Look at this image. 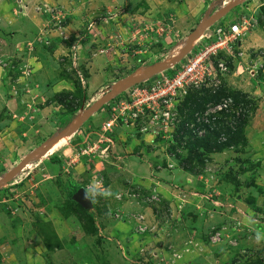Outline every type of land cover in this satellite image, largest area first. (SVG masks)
I'll use <instances>...</instances> for the list:
<instances>
[{
	"label": "rangeland",
	"instance_id": "1",
	"mask_svg": "<svg viewBox=\"0 0 264 264\" xmlns=\"http://www.w3.org/2000/svg\"><path fill=\"white\" fill-rule=\"evenodd\" d=\"M74 1L77 15L71 4L34 8L48 35L30 30L16 49L0 36V264H264V0ZM231 24L240 41L203 55ZM35 52L46 56L37 84ZM198 56L201 81L175 95L167 121L125 107ZM218 92L202 115L182 106ZM215 122L241 126L240 139L190 161ZM92 183L113 194L81 206L89 233L68 193ZM40 223L60 247H46Z\"/></svg>",
	"mask_w": 264,
	"mask_h": 264
},
{
	"label": "built area",
	"instance_id": "2",
	"mask_svg": "<svg viewBox=\"0 0 264 264\" xmlns=\"http://www.w3.org/2000/svg\"><path fill=\"white\" fill-rule=\"evenodd\" d=\"M60 17L62 16L56 18L58 22H52L51 30H58L62 28V26H60L62 18ZM242 31L243 28L236 24H231L226 28L224 26L215 28L213 33L214 43L210 47L208 46L205 48L203 55L207 53L217 55L220 50H230L234 44L240 41ZM59 36H62V32ZM74 47L75 45L73 44L72 48ZM199 57L201 56L189 60L187 65L182 69L179 68V70L174 71L171 76L161 79L158 84H155V86L150 88L149 92L144 90L142 93L137 95L134 94L133 97L135 98V101L131 100V102L127 103L125 107L136 108L137 111H140L139 109L142 107V105L151 108L153 111L155 108L161 109L156 111L155 116H158L162 122H165L164 120L167 121L172 115L171 108L174 107V105H177L176 103H178V101H176L174 98L175 95L178 92L180 93V91L183 90L185 86L191 83H196L197 80L201 81V79L197 76L199 72H201L199 71L201 68V65L199 64ZM153 105L155 106L154 108H152ZM226 107V103L221 104L218 107V110L221 111ZM117 119L118 116L110 119L109 122L106 123L105 129L109 130L114 121Z\"/></svg>",
	"mask_w": 264,
	"mask_h": 264
},
{
	"label": "crops",
	"instance_id": "3",
	"mask_svg": "<svg viewBox=\"0 0 264 264\" xmlns=\"http://www.w3.org/2000/svg\"><path fill=\"white\" fill-rule=\"evenodd\" d=\"M12 1L11 0L10 1L9 0H0V36L4 37V36L8 35L7 38H9V39L12 38V41H15L14 44L17 42L23 41L24 40L23 38H25L24 35L26 33H29L30 30L36 31L35 29L38 27H39V29H41V27H45V29H47L46 30L47 35H48V32H52L47 28V24H48L47 20L44 17H42L41 15H38L37 13L33 12L34 8H36L37 6H40L41 4H46V5L51 4V5H54V7H57V8L62 7L63 9L68 8V5L71 4L68 11L64 9L66 11V13H73V15H77L80 13L79 12L80 7L75 8L72 6L73 3L75 2L74 0H16L15 3L14 2L12 3ZM78 2H79V0H78ZM93 3L100 4L102 2L100 0H93L92 4ZM11 10H13L14 13L17 12L19 14L14 15L13 12H11ZM14 10H16V11H14ZM93 32H95L94 29H93ZM75 35H78V34L76 33ZM65 37H68V36H65ZM96 37L97 36H95L94 39ZM76 43H78V42H76ZM13 47L15 49L19 48L18 43L15 44ZM54 48H56L55 50H57V52L59 49V53H60L61 48H59L58 46L51 47L49 50L52 51ZM105 51L108 52L107 49L103 50L102 52H105ZM96 56L98 57V54ZM102 56H103V58L98 59V64L103 66L104 61H105V57L107 58L108 54H103ZM38 58L40 61H38ZM44 58H46V56ZM44 58H40L37 52L33 53V62L34 63L31 62L32 64H28V66H27V70L32 73V75L30 77L31 82L36 83L37 81H39L41 73L45 69V68H43V66L41 64L43 62L45 63ZM96 59H94V61H96ZM89 64L91 65V63H89ZM96 67H98L97 64H96ZM89 70H90V67H89ZM100 72L101 71H99V73H96L95 70H92L91 74H92V76H97V74L98 75L101 74ZM105 75H107V74L105 73ZM59 82H65V81H64V79H60ZM59 84L61 85V83H59ZM68 91H72L71 88H69ZM15 102H16V99L14 97H10L9 99H7V103L5 105L8 107L9 111H13L12 107H14Z\"/></svg>",
	"mask_w": 264,
	"mask_h": 264
},
{
	"label": "trees",
	"instance_id": "4",
	"mask_svg": "<svg viewBox=\"0 0 264 264\" xmlns=\"http://www.w3.org/2000/svg\"><path fill=\"white\" fill-rule=\"evenodd\" d=\"M75 42H78V40H75ZM75 69V68H74ZM70 94V93H69ZM225 96V94L223 92H218L216 95H212L210 96L208 94V96L203 99L204 97H197V94H194L193 97L189 98L187 97L184 101V103L182 104V106L187 107L188 109H192L194 108L195 111L200 112L198 115H202L203 111H205V106L208 103L211 102H218L219 99L221 97ZM217 126H214L216 128H213L211 131V133L207 136H205L204 138H197L194 139L192 141V143L190 144V149L188 152V159L190 161H192L193 158H197L198 155V151L202 148L205 152L210 153V152H218L220 150H222L223 147L225 146H231L233 145V143H235L233 140H239L240 136L242 135V127L239 126L237 127V130L234 129L232 130L231 128H228V125H218L217 122H215ZM183 126V125H182ZM225 128H224V127ZM221 135L226 136L227 139L226 142H220V137ZM78 190V187H75L72 190H69L68 193V199L71 200L72 195ZM73 204H75L76 209L82 213L83 218H85V220L87 222L90 223V227L88 229V232H95L96 228L94 227L93 224V219L94 216L91 212H88L84 209H82V207L73 202L70 201ZM40 226L42 227L43 230V236H44V241H45V245L48 249H51L53 246L54 247H60L59 244V240L57 235L55 234V232H53L52 229L48 228V225L42 224L40 223Z\"/></svg>",
	"mask_w": 264,
	"mask_h": 264
},
{
	"label": "clouds",
	"instance_id": "5",
	"mask_svg": "<svg viewBox=\"0 0 264 264\" xmlns=\"http://www.w3.org/2000/svg\"><path fill=\"white\" fill-rule=\"evenodd\" d=\"M112 194L110 189H102L98 183H92L85 189V199H91L92 202H95L98 196L109 197ZM261 241H264V234L257 231L255 234V242L260 243Z\"/></svg>",
	"mask_w": 264,
	"mask_h": 264
},
{
	"label": "water",
	"instance_id": "6",
	"mask_svg": "<svg viewBox=\"0 0 264 264\" xmlns=\"http://www.w3.org/2000/svg\"><path fill=\"white\" fill-rule=\"evenodd\" d=\"M72 198L74 201H76L84 209L90 208L89 200L85 199V191L82 188H79L75 192V194H73Z\"/></svg>",
	"mask_w": 264,
	"mask_h": 264
}]
</instances>
